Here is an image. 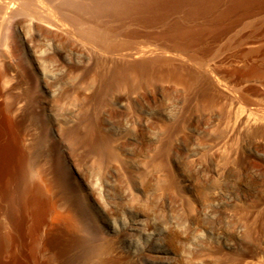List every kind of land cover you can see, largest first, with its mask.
Wrapping results in <instances>:
<instances>
[{
  "label": "rangeland",
  "instance_id": "1",
  "mask_svg": "<svg viewBox=\"0 0 264 264\" xmlns=\"http://www.w3.org/2000/svg\"><path fill=\"white\" fill-rule=\"evenodd\" d=\"M141 29L124 39L123 51L174 50L172 41L147 34L159 27ZM15 32L12 57L0 56L6 112L23 117L34 136V164L56 185L53 197L34 177V198L45 212L38 228L34 222V264H264V39L228 50L230 64L207 61L232 90L206 105L167 80L114 86L110 98L90 99L95 73L114 55L89 48L78 55L71 40L25 24ZM177 48L187 60L188 50ZM77 63L85 71L80 94ZM91 127L95 142L71 137ZM76 181L94 226L77 206ZM68 206L82 223L77 230L67 227ZM50 230L75 242L56 254L44 246Z\"/></svg>",
  "mask_w": 264,
  "mask_h": 264
},
{
  "label": "bare ground",
  "instance_id": "2",
  "mask_svg": "<svg viewBox=\"0 0 264 264\" xmlns=\"http://www.w3.org/2000/svg\"><path fill=\"white\" fill-rule=\"evenodd\" d=\"M23 24L32 30L48 31L61 42L71 40L78 55L82 49L89 48L115 56L95 73L97 90L90 99L100 93L110 98L114 86L133 88L167 80L185 85L192 96L211 105L228 98L232 89L227 90L229 87L208 68L207 61L217 58L219 62L228 63L231 58L230 54L225 55L228 50L239 52L248 44L264 39V0H0V56L2 51L13 53L10 44L17 36L16 28ZM130 25L138 28L131 29ZM155 27L160 29L147 34L172 41L174 50L149 44L134 50L121 49L124 39L134 37L140 28L144 31ZM178 46L188 50L187 60L178 52ZM2 59L0 81L4 67ZM234 62H238L237 59ZM73 70L77 73L75 91L80 94L79 84L85 71L80 63L75 64ZM241 72L243 70L240 75L244 73ZM29 81L32 90L29 106L34 110L33 75ZM68 92L65 88L62 95ZM3 96L0 85V264H34V222L38 228L41 215L45 213L44 207L34 198V177L53 197L56 185L40 165L34 164V136L25 131L23 117L6 112ZM97 136L94 127L82 135H71L92 143ZM75 188L77 206L94 226L93 208L78 181ZM50 201L49 207L54 208L56 200ZM68 211L65 216L68 229H79L82 223L70 207ZM74 242V238H64L50 230L44 246L61 254Z\"/></svg>",
  "mask_w": 264,
  "mask_h": 264
}]
</instances>
